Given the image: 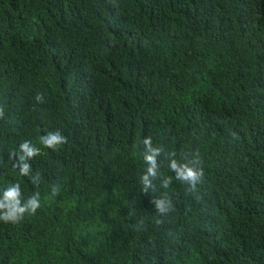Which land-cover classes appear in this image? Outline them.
Returning a JSON list of instances; mask_svg holds the SVG:
<instances>
[{"label":"trees","instance_id":"1","mask_svg":"<svg viewBox=\"0 0 264 264\" xmlns=\"http://www.w3.org/2000/svg\"><path fill=\"white\" fill-rule=\"evenodd\" d=\"M12 190L0 264H264V0H0Z\"/></svg>","mask_w":264,"mask_h":264},{"label":"clouds","instance_id":"2","mask_svg":"<svg viewBox=\"0 0 264 264\" xmlns=\"http://www.w3.org/2000/svg\"><path fill=\"white\" fill-rule=\"evenodd\" d=\"M36 100L42 101V95L37 94ZM42 142L48 147L55 148L57 145L64 144L67 141L66 138L57 131L54 133H49L46 138H42ZM144 144L146 145L148 152L150 153L144 155L145 163L148 164L149 167L147 168V174L143 176L142 179L144 180L145 184H147L149 183L148 175H156V156L159 154L160 150L158 148L151 147V137L145 138ZM23 147H26V145H22V148ZM32 154L33 153L29 152V155ZM28 167V165L23 166V168L21 169L22 174L28 173ZM170 167L173 171H175L176 179L188 185H191L192 189L196 188V185L201 181L204 175L203 168H197L195 165L189 166L188 163L178 164L176 161H172ZM164 186H168V181H165ZM58 191L59 190L57 188L53 187V195L57 194ZM5 198H12L14 201L11 211L0 214V220H4L5 222L10 221L15 223L26 211L30 210L32 213H35V211L40 207L38 196H32L28 199L27 203L23 207H20L19 202L15 201V190L10 191ZM156 206L160 213H166L170 210L168 204L164 200L157 201ZM4 207L5 204H0V209H3Z\"/></svg>","mask_w":264,"mask_h":264}]
</instances>
